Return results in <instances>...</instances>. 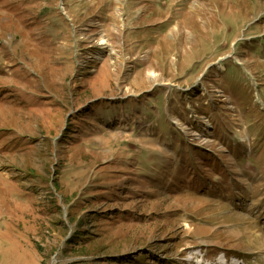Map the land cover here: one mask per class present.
Returning <instances> with one entry per match:
<instances>
[{
    "label": "rangeland",
    "instance_id": "1",
    "mask_svg": "<svg viewBox=\"0 0 264 264\" xmlns=\"http://www.w3.org/2000/svg\"><path fill=\"white\" fill-rule=\"evenodd\" d=\"M264 264V0H0V264Z\"/></svg>",
    "mask_w": 264,
    "mask_h": 264
}]
</instances>
